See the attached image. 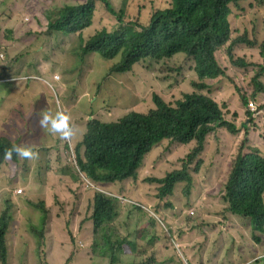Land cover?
Masks as SVG:
<instances>
[{"label":"trees","instance_id":"trees-1","mask_svg":"<svg viewBox=\"0 0 264 264\" xmlns=\"http://www.w3.org/2000/svg\"><path fill=\"white\" fill-rule=\"evenodd\" d=\"M151 0H119L120 10L114 11L112 0H85L81 4L64 6L63 8L46 14L47 31L49 33L31 35V42H38L46 46L44 39L48 38L53 45L52 32L80 33L91 25L95 3H103L105 8L115 16L118 27L107 32L102 30L89 39L86 50L94 51L103 58H113L116 50L127 40L130 46L123 55L121 65L115 70L121 73L119 81L129 82L128 73L133 65L143 58H150L162 62L159 69H150L147 76H152L154 84L151 88L139 84L135 87L136 102L130 106L125 116L119 117L113 122L106 121L101 115L100 108L108 112L109 105L101 96V89L92 93L86 91V99L83 104L90 112L89 116L76 114L80 104L74 107V112L68 114V123L73 129L67 146H59L55 142L51 148V156H44V147L37 151L41 160L42 169L52 171L51 164L59 158L57 172L61 177H68L69 182L74 176L82 175L95 187L106 188L110 184L114 186V194L119 196L126 188L130 179L137 176L143 159L153 167H159L160 161L169 162L174 170L167 173L163 178H149L147 182L153 183L158 191V201L172 197L174 190L181 184L180 199L185 206H190L196 183L204 187L216 184L220 187V198L227 205V211L235 213V192L227 179L225 183L213 175L207 182L201 179V163L198 147H190V143L196 140L198 135L207 125L216 120H223L222 107L207 95L200 100L197 94H185L188 82L196 77L203 78L205 69L211 68V79L224 76V71L219 67L215 59V52L220 50L226 55L232 65L239 68L250 66L243 59H234L231 51H239L246 46L252 47L255 42L250 41V31L247 28L242 33L233 30L231 11L229 4L232 0H170L169 5L163 9L153 10L149 24L154 23L148 30L142 29L134 23H124L123 15H131L137 6L141 10L150 8ZM45 3L49 0H44ZM119 42V40H121ZM157 51L148 53L143 46ZM261 56H264V42L259 45ZM179 51L191 57L193 62L188 66L173 62L174 55ZM43 60L47 59L44 51L38 48ZM258 72L251 79L254 85L252 97L255 99L263 91L258 82L264 74L263 65H253ZM36 73V66L33 67ZM62 78V76H61ZM63 94L68 102H75L76 97L66 93L72 78L63 76ZM81 79V75H79ZM130 85V84H128ZM131 86V85H130ZM132 87V86H131ZM117 84L105 91L107 98L112 99ZM99 93H98V92ZM43 92L46 88L43 86ZM68 98V99H67ZM242 105L247 106V99L239 97ZM99 101L98 106L92 107L94 102ZM79 102V101H78ZM97 112H93L94 109ZM50 113V112H48ZM48 113H44L48 114ZM248 115L251 113L248 112ZM232 116H237L235 112ZM53 137V133L46 126H40L35 131L21 132L18 136L8 133L5 141H0V157L4 151L10 152L13 147L27 144L29 141ZM264 144V135L260 137ZM178 146H185L184 150ZM174 148L176 150H174ZM14 151H11V153ZM70 155L71 163L66 157ZM74 173V174H73ZM156 182V183H154ZM73 183H77L73 181ZM67 185V184H66ZM148 186V184H147ZM264 189L248 196V202L257 204L264 211ZM49 206L39 208L38 216L41 221L39 228L31 226L34 237L39 241L38 250L46 255L49 249V239L46 237L47 230L56 220V215L51 216ZM90 220L93 222V236L87 248H89L88 264H155L148 261L138 262L125 257L122 246L126 243V219L118 208L116 198H107L95 193L93 204L89 209ZM51 216V217H50ZM185 218L179 222L186 223ZM12 215L7 209L0 212V264H6L7 250L6 240L12 223ZM121 219V220H120ZM175 217L171 214L165 217H157L154 221L156 229H168L174 222ZM70 227V223L64 220V228ZM252 230L264 235V224H251ZM68 231L70 243L75 241L71 230ZM178 232H182L177 228ZM169 238V233H164ZM100 241V244H99ZM173 244L172 240L170 239ZM63 243V242H62ZM264 251V249H263ZM69 257L75 260L76 254L71 250ZM48 264H51L47 260ZM64 264H67L65 261Z\"/></svg>","mask_w":264,"mask_h":264},{"label":"rangeland","instance_id":"rangeland-1","mask_svg":"<svg viewBox=\"0 0 264 264\" xmlns=\"http://www.w3.org/2000/svg\"><path fill=\"white\" fill-rule=\"evenodd\" d=\"M82 0H49L45 3L44 0H4L2 5V13L6 22H12L7 26H11L14 31L7 30L0 33V51L7 48H16L21 44L27 43L31 35L44 34L46 29L45 14L49 11H56L67 4L79 3ZM245 5L253 0H244ZM119 0H112L113 9L119 10ZM170 0H151L150 8L141 10L142 7L137 6L134 13L131 15H123L125 22L131 20L137 23L139 18L144 13H150L155 9L166 8ZM25 12L29 13V22H24ZM1 16V14H0ZM149 19H142L143 24H148ZM5 27V26H4ZM116 27L113 15L103 6L98 3L93 18V26L90 30L85 31L81 36L62 34H53V45L51 46L48 38L44 39L46 46L39 44L33 46L35 51L38 48L44 51L47 61H52L46 64V68L57 69L60 64L58 73L63 76L72 78V84L68 85L67 95H74L75 102L65 100L63 94V79L56 85L55 91L64 100L67 115L74 112V107L80 104V109L76 114H84L89 116L90 112L86 105L83 104L86 97L83 95L88 89V93L93 94V90L98 87L102 90L100 96L110 105L109 111H103L99 106L93 110L97 112L99 109L103 119L113 122L127 112V109L136 102L135 87L143 84L153 90L152 76H147L146 73L150 69L157 70L161 67L162 61L156 62L149 58L141 59V61L133 66L126 74L130 76L129 82L119 81L121 73H116L115 70L123 61V51L126 48L124 43L116 50V55L112 59L105 60L102 56H93L84 62L86 56H91L93 53L83 54L81 45L85 37L93 35L94 32L100 31L102 28L108 31ZM84 36V38H83ZM5 41H12V45L8 46ZM16 57L19 56L18 51H15ZM39 53V52H38ZM181 53L173 59V62L188 66V60ZM41 56V55H40ZM1 63V62H0ZM81 75V79H79ZM237 85L239 86V94H245L244 90L248 85V77L246 75L237 74L234 76ZM117 84L113 98H107L104 90L112 88ZM130 84V85H128ZM189 82L186 86L188 90ZM4 86L0 85V93L3 92ZM98 92V91H97ZM99 93V92H98ZM203 94V93H199ZM229 94V91H226ZM206 95V94H203ZM208 96V95H207ZM210 97V96H208ZM216 103H218L214 98ZM59 99L60 107L63 106V101ZM49 102H52L50 100ZM99 101L94 102L92 107L98 106ZM231 112L239 111V107L234 99L229 102ZM264 135V132L262 133ZM58 145H63L64 139L57 134ZM52 144V143H51ZM49 144V146L51 145ZM55 144V142H54ZM193 141L190 147H193ZM63 147V146H62ZM179 149H186L185 146H178ZM238 148V138L232 141H226V135L221 131H217L210 135L207 139L204 152L202 154L203 164L201 166V179L207 182L213 175L217 176L218 180L223 182L226 171L232 157L235 155ZM174 150H176L174 148ZM187 151V149H186ZM66 157L71 163L70 155ZM59 158L52 164V171H44L42 165H27V164H9L3 160L0 163V212L5 209H10L12 212V223L7 235L8 257L7 264H71L73 261L69 257L72 250L75 254V264H88L89 256L88 227H83V222L87 219L90 209L89 192L93 191L80 177L74 176L69 182L68 177H61L56 171ZM159 167L163 168L160 174L167 170L173 169V165L169 162L160 161ZM151 165H144V169H149ZM153 176L157 177L154 171ZM74 174V173H73ZM73 181L77 182L74 185ZM67 184V185H66ZM46 186V188H45ZM137 183L133 184V188H137ZM22 190V194H16L15 191ZM146 196L153 201V209L158 213V217H165L171 214L175 217L174 222L168 229H156L155 220L149 218L146 214L137 211L129 206L120 208V211L125 216L127 221L125 226L126 241H134L135 250H130L127 242L123 244V252L129 260L138 262L148 261L155 264H182L176 250L175 244L183 245L187 254L195 260V264H199V257L202 251L207 253L206 262L200 264H234L240 262L243 258L242 249L248 248L251 241L248 238V227L239 225V229L223 233L218 225H223V222L218 224H203L201 218L210 219L213 215L221 216L222 202L220 200V187L216 184L204 187L200 183H196L193 192L192 202L190 206H185L180 199L181 186L174 190L172 197L158 201L156 196V186L153 183H148L146 186ZM141 193H136V196ZM47 199L51 204V216L56 215V219L50 229L46 232V237L49 239V249L46 255H42L38 250L39 241L34 237L31 231V226L39 228L41 221L38 216L37 209L30 206V201L36 202L41 199ZM141 203L147 206L145 198ZM192 212L193 214H189ZM186 223L182 225L179 219L185 218ZM50 216V217H51ZM64 220L70 223V227L64 228ZM121 220V219H120ZM79 221L80 224H79ZM79 226V227H78ZM74 231L75 241L71 244L68 236V231L72 228ZM179 228L182 232H178ZM168 231L169 238L164 236ZM172 240L173 244L171 243ZM92 240V237H91ZM63 242V243H62ZM100 244V241H99Z\"/></svg>","mask_w":264,"mask_h":264},{"label":"clouds","instance_id":"clouds-1","mask_svg":"<svg viewBox=\"0 0 264 264\" xmlns=\"http://www.w3.org/2000/svg\"><path fill=\"white\" fill-rule=\"evenodd\" d=\"M3 1L4 0H0V33L5 30H7V32H12L14 29L7 25L13 23L6 22L4 20V16L2 15V13L6 12L5 10L2 11L1 9ZM84 1L85 0H82L79 3L67 4L64 6H73L81 4ZM244 2V0H232V2L229 4L233 30L235 32L238 31L239 33H242L247 28H249L250 41L255 42V45L252 47L246 46L239 51H231V54L233 55L234 59L241 58L246 64L250 66H246L244 68L235 67L228 59L226 52L218 50L215 52V59L219 67L223 69L224 76L211 79V68L207 67L205 69V76L203 78L194 77L189 81L188 90L185 92V94H197L199 95L200 100H202L203 94L214 98L218 102V105L222 107V112L224 114L223 120H216L215 122L207 125V127L198 135L197 139L193 140L194 147L197 146L200 152L199 159L201 166L203 164L202 154L204 152L207 139L210 135L217 131H221L226 135L227 142L232 141L234 138H238L237 151L229 163L223 180V183H225L227 179L229 180L236 194V202L234 205L235 213L232 214L231 212L227 211V205L220 198L222 202V215H213L210 219L201 218V222L205 225L223 222V225H218L223 233L236 231L239 229V225H246L248 227V238L251 241V244L248 248L242 249L243 258L240 262L236 261L234 264H264V235L260 232L253 231L251 227V224L253 223L264 224V211L260 208L261 202L258 201L257 204H254L249 203L247 200L248 196L251 197V195H254L257 191L264 189V144L260 139V137L263 135L262 133L264 132V74L258 80V82L263 87V91L258 94L255 99L252 97L254 85L251 83V79L258 72V68L253 65L264 64V56L259 54V45L264 42V0H253L248 2L246 5ZM97 4L98 2L95 3V10L93 12L91 25L88 28L84 29L80 33H52L56 35L62 34L63 36H81L82 33L92 28ZM100 4L104 6L103 3ZM61 8H58L57 10ZM114 11L118 12L115 9ZM49 12L54 13L55 11ZM152 13L153 12L144 13L139 18V21L134 24L142 26V29L148 30L154 25V23L149 24ZM24 14L25 17L23 18V21L29 22V13L25 12ZM46 14L44 17L46 24L45 32L49 33L47 31ZM113 17L116 24V27L113 30H115L118 27V23L114 15ZM142 19H149L148 24H143ZM128 22L133 23L131 20L127 22L124 21V23ZM102 30H106L107 32L113 31H108L105 28H102L100 31ZM100 31H96L93 35H89L85 38L83 36L84 40L81 45V51L83 54L93 53L91 56H86L84 58V62L90 61L92 63L91 60L86 61V59H89L93 56H96V58L100 56L94 51L86 50V44L89 39ZM3 41L6 42L8 46L12 45V41ZM120 41H122V39L119 40V42ZM123 42L126 43L129 48L130 42L127 40H123ZM39 44L40 43L38 42H31L29 39L27 43L21 44L19 47L7 48L3 49V51H0V85L4 86L3 92L0 93V102L2 98L5 97L13 87L16 86H23L27 94L25 98L26 102L25 99H21L16 105V110L12 112L13 114H19L21 116V120L19 122L6 119L5 111L0 108V141H5L8 133L11 134V131H35L40 126V124L42 126H46L47 129L53 133V137H48L47 142H44V139L42 138L36 141H29L27 144H20L16 147L14 146L11 150L14 152L11 153V151H4L1 154L0 163L3 160L9 164H40L41 160L37 154V151L41 148V146L44 147L42 152L47 154L51 153L49 150L54 146V142L59 143L56 138L57 134H59L64 139L63 145L59 146L66 145L67 139H70L73 134V129L68 123L69 118L66 112L64 100L61 97V93L57 95L55 91V87L60 82L61 77V75L60 77L58 75L60 74V64L58 65L57 69L46 68V64H49L52 61L43 60L40 54L35 51L36 49H34L33 46H38ZM143 47L148 53L157 51V49H150L146 46ZM128 48H125L123 55L127 53ZM15 51L20 52L18 57H16L17 53H15ZM179 53L183 54L180 56L186 57L193 65L191 60L193 56L189 57L181 51H179ZM104 59L108 60L107 58ZM138 63L134 64L133 66L137 65ZM39 65L41 70L46 69L47 72L37 73V66ZM34 66H36V73H33ZM237 74L246 75L248 77V86L244 89L246 91L245 94H239L238 92L239 86L237 85V81L234 77ZM72 82L73 81L71 80V84ZM43 86L46 88V92H43ZM227 90L229 91V94H226ZM240 96H244L247 99L248 103L246 107L242 105L239 99ZM58 98L63 101L62 107L59 105L60 102ZM232 99L236 101L237 106L240 109L239 111H234L237 116H232V112L229 108V102ZM50 100H52V102H49ZM20 102H22L23 105L20 106ZM45 112L50 113L44 115ZM248 112L251 113V115H248ZM25 116L27 117L26 120H24ZM122 116H125V113ZM49 144L51 145L49 146ZM67 147L72 149L74 146ZM144 165L146 166L148 163L143 159V162L137 171L136 178L130 179L126 188L119 196H116L113 193V184H110L106 188H98L89 182L85 176L80 175L82 180L93 190L89 192L88 198L90 204H93L94 195L95 193H98L107 198H116L119 209L124 206H129L146 214L152 220H155L158 217V213L153 209V201L148 196H146L145 192L146 186L149 183L147 182V179L163 178L167 173L173 171L174 168L163 172V174H160L161 171H164L163 168H154L151 166L149 169H144ZM151 171H154L157 177L153 176V172ZM134 183H137L139 187L133 188ZM74 185H77V183H74ZM177 185L181 186V184ZM15 193L22 194V190H17ZM136 193H141L142 197L140 195L136 196ZM157 194L158 191L156 189V196L157 199H159ZM143 198H145L147 201V206L141 203V200H144ZM166 199L167 197L160 199V201H164ZM29 204L34 209H37L38 213L40 212L39 208L50 205L49 201L45 198L36 202L30 201ZM7 210L12 215L10 209ZM49 211L51 213V210ZM189 214L193 213L190 212ZM90 216L91 215H88L87 219L82 224L84 228H89V231L87 232L89 235L88 243L91 241V237L94 235L93 222L90 220ZM80 222L81 221H79V224ZM71 233L74 237L73 228ZM126 242L128 246H130L131 252H134L136 247L134 241ZM5 244L8 257L9 250L7 240ZM174 248L182 264H195V260L187 254L183 245L175 244ZM206 256L207 253L202 251L199 257L200 262H206ZM71 264H75L74 261H72Z\"/></svg>","mask_w":264,"mask_h":264},{"label":"crops","instance_id":"crops-1","mask_svg":"<svg viewBox=\"0 0 264 264\" xmlns=\"http://www.w3.org/2000/svg\"><path fill=\"white\" fill-rule=\"evenodd\" d=\"M38 72H47L46 69L41 70L40 65L37 66V73ZM26 91L24 89L23 86H16L13 87L10 92L2 98L1 102H0V108L2 110L5 111L6 113V119L9 120H15L17 122H19L21 120V116L19 114H13L12 112L16 110V105L18 104V102L21 99H25L26 98ZM26 102V99H25ZM19 105H23L22 102L19 103ZM27 117H24V120H26ZM19 134H21V131H11V135L12 136H18ZM49 152H51V149L49 150ZM45 156L50 157L51 153L46 154Z\"/></svg>","mask_w":264,"mask_h":264},{"label":"built area","instance_id":"built-area-1","mask_svg":"<svg viewBox=\"0 0 264 264\" xmlns=\"http://www.w3.org/2000/svg\"><path fill=\"white\" fill-rule=\"evenodd\" d=\"M57 78V77H56Z\"/></svg>","mask_w":264,"mask_h":264}]
</instances>
